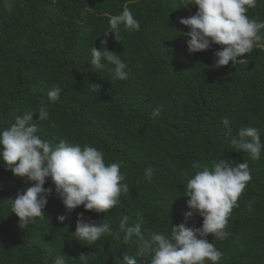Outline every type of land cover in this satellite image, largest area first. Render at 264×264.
Returning a JSON list of instances; mask_svg holds the SVG:
<instances>
[{
    "label": "trees",
    "instance_id": "trees-1",
    "mask_svg": "<svg viewBox=\"0 0 264 264\" xmlns=\"http://www.w3.org/2000/svg\"><path fill=\"white\" fill-rule=\"evenodd\" d=\"M183 0H0V130L25 111L35 114L41 105L49 119L40 122L37 135L55 146L60 140L89 145L102 151L105 163H120L129 192L108 213L68 212L53 191L44 209L26 230L18 227L9 198L23 194L26 185L0 160V264H52L58 255L66 264H117L124 255L137 264H150L151 255L138 257L141 241L125 244L119 223L129 226L143 217L142 235H170L171 226L185 222L187 197L183 189L194 162L212 167L224 158L249 164L252 179L232 210L227 237L207 239L223 253L219 264H264V150L258 161L237 153L222 121L232 135L243 126L260 130L264 143V48H254L246 64L216 69L214 52L220 46L189 54L187 33L177 18L194 15ZM128 7L140 22L136 32L120 27L117 39L107 35L109 18ZM264 21V0L247 13ZM175 28H174V27ZM264 33V30H262ZM101 40L127 64V80H113L107 70L91 66V48ZM92 85L98 87L93 90ZM61 89L55 103L48 92ZM161 108L153 117V110ZM152 168V179L144 170ZM202 170V169H201ZM52 187L48 180L45 188ZM109 223L113 235L93 246L73 235L77 217ZM65 215L64 223L57 216ZM202 226L194 214L186 227ZM119 232V238L117 233Z\"/></svg>",
    "mask_w": 264,
    "mask_h": 264
},
{
    "label": "clouds",
    "instance_id": "clouds-1",
    "mask_svg": "<svg viewBox=\"0 0 264 264\" xmlns=\"http://www.w3.org/2000/svg\"><path fill=\"white\" fill-rule=\"evenodd\" d=\"M193 6L194 15L177 18L178 23L188 28L187 33L180 32L186 40L189 54L200 53L220 46L214 52L216 69L233 65L246 64L242 59L254 48H264V21L249 18L248 12L257 6V0H183L180 6ZM129 32L140 29V22L128 7L109 18V33L117 39L120 27ZM174 27V26H173ZM175 28V27H174ZM91 66L95 69H107L113 80L128 79L127 64L114 51L107 47V41L101 40L100 48H91ZM93 90L98 86L92 85ZM61 89L54 87L48 92V100L55 103L60 98ZM160 107L153 110L152 116H159ZM39 120L33 121L34 113L29 110L15 117L10 127L0 130V160L14 177L21 178L28 185L23 194L9 198L11 213L18 217V227L26 230L37 219H44V209L48 198L55 192L63 202L65 209L71 212L81 206L85 211L108 213L120 203V196L129 192L127 183H121L125 176L120 163H105L104 154L95 147L60 140L55 146L51 141L42 140L38 135L40 122L49 119L48 108L41 105ZM230 144L237 153L245 152L252 161L261 158L264 143L261 142L260 130L243 126L233 136L229 120L222 121ZM194 175L188 179L183 189L187 197L185 222L172 225L170 235L151 232L145 239L142 235L143 217L129 226V217H122L119 232L123 233L125 244L133 242V237L141 241L138 257L151 255L150 264H219L223 253L208 241L211 234L216 240L227 237L228 218L252 179L247 162L232 163L224 158L214 162L211 168L194 162ZM202 169V170H201ZM144 178L152 179V168L144 170ZM50 180L52 187L45 188ZM194 214L202 217V226L186 227L187 220ZM59 223L67 219L57 216ZM119 232L116 234L119 238ZM73 235L85 245L93 246L102 237L113 232L109 223L90 221L80 214L76 220ZM81 264H87L88 255L80 254ZM117 264H137V259L124 255L116 259ZM52 264H66L64 256L58 255Z\"/></svg>",
    "mask_w": 264,
    "mask_h": 264
}]
</instances>
